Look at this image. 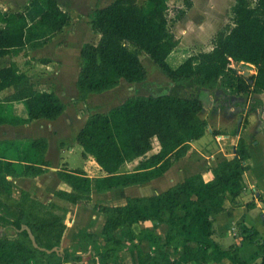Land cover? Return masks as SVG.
Segmentation results:
<instances>
[{
  "label": "trees",
  "instance_id": "obj_1",
  "mask_svg": "<svg viewBox=\"0 0 264 264\" xmlns=\"http://www.w3.org/2000/svg\"><path fill=\"white\" fill-rule=\"evenodd\" d=\"M43 10L32 22L25 10H0V58L15 57L22 51L44 47L69 23L70 15L56 0H37ZM114 0L94 11L91 30L99 35L95 44L82 45L79 72L75 82L76 101L114 89L121 81L142 83L147 72L140 54L147 55L173 87L158 96H132L104 113L90 114L76 134L82 155H90L104 176L90 179L82 170L56 171L58 180L70 191H58L56 197L71 204H88L92 190L105 193L116 188L144 186L162 177L174 163L185 157L190 143L205 135L207 123L202 92L222 93L227 99L250 98L264 92V0H233L232 26L218 30L212 38V50L187 57L172 67L168 58L179 41L169 30L167 0ZM254 2V5H252ZM185 9L176 8L181 21ZM231 61L252 65L256 74L245 78L230 67ZM12 93L0 100V126H20L34 120L54 121L66 104L52 91L37 90L31 78L15 62L0 68V92ZM23 103L26 119L10 114L4 106ZM153 139L159 150L151 155ZM48 141L44 137L26 142L0 140V228L13 235L0 236V264H66L81 262V256L63 249L64 216L48 212L49 205L22 192L12 198L10 179L35 178L49 167L45 159ZM235 156L201 174L185 178L165 191L148 197H127L119 206L97 205L105 215L103 242L87 264H118L124 250L135 251L137 264H209L228 260L247 264L240 257L244 242L257 246L264 264V237L254 228L236 225L237 241L227 248L215 238L212 214L224 210L227 197L234 199L243 188L245 161L249 158L246 142L239 138ZM139 160L133 171L120 172L124 164ZM11 207L14 212H8ZM47 211V212H44ZM167 214L166 233L143 229L134 233L133 224L162 222ZM10 216V217H8ZM30 228L37 245L59 252L46 253L34 248L21 226ZM123 233L122 238L115 234ZM148 241L152 253H144L142 241Z\"/></svg>",
  "mask_w": 264,
  "mask_h": 264
},
{
  "label": "rangeland",
  "instance_id": "obj_2",
  "mask_svg": "<svg viewBox=\"0 0 264 264\" xmlns=\"http://www.w3.org/2000/svg\"><path fill=\"white\" fill-rule=\"evenodd\" d=\"M30 0H0V9L2 11L14 12L28 9L27 4ZM59 7L70 15L69 23L58 33L55 38L50 40V43L40 50L22 51L15 58L16 64L30 76L35 89L54 92L67 106L65 119L58 122L54 127L56 131H62L64 135L63 141L72 140V150H68L67 144H64V150H60L52 142L49 147L46 157L50 161V168L58 166L62 161L69 162L71 166L77 168L81 165V148L76 144L75 136L71 138L74 131L76 134L79 128L85 123L87 117L94 113H104L111 108L121 104L123 101L132 96H158L169 93L173 84L163 76L157 67L152 63L151 59L141 53L140 61L147 72L146 80L137 85H129L122 82L114 89L104 92L99 95H91L85 102H76L75 82L79 72V53L82 45L86 43L95 44L99 36L95 34L90 27V21L95 10L109 5L114 0H56ZM191 7L186 10V15L181 21H177L175 17V9H185V0H167L169 8V30L178 39L179 44L173 50L168 58V62L172 67L178 66L187 57L201 52H209L212 50V38L215 33L226 27L232 26L233 0H190ZM142 3V0L139 1ZM254 5V2L253 4ZM31 14V13H30ZM28 14V19L33 17ZM12 58H7L11 61ZM14 60V59H13ZM230 67L239 75L249 78L254 71V68L248 67L238 62L231 61ZM200 97L203 102V111L200 115L207 123L206 134H232L240 129L241 122L243 123L244 114H248L247 101L252 105L254 98L234 97L226 99V97L217 92L215 95H210L202 92ZM240 119V121H239ZM48 122V121H47ZM50 122V121H49ZM48 123H34L28 128H20L3 132L7 137L20 136H35V135H55ZM2 137V136H0ZM65 139V140H64ZM153 150L149 154H153L157 147V142L153 139ZM62 144V143H61ZM63 158V159H62ZM199 156L197 160L199 161ZM139 160L132 164H127L120 172L133 171ZM196 158L189 159L185 163V167L194 164ZM91 162V163H90ZM88 162V173L86 175L92 178L98 176L97 167L91 160ZM94 169V170H93ZM194 170V169H193ZM96 171V172H94ZM181 171V169H179ZM190 172H193L190 170ZM173 173H166L161 178L150 182L147 185L139 187H130L127 189H115L104 194L92 193L90 203L88 204H71L58 197L56 193L60 191L54 186V190L38 188L45 191L43 204L49 205L48 212H54L64 216L66 224L69 218V212H77L79 218H75V223L83 224L85 215L81 212H97V205H120L123 204L127 197H146L157 194L166 190L170 186L179 182L182 177H175ZM45 181V180H44ZM35 183L30 180L14 183L12 188V198L19 200L22 192H27L32 199L37 200L33 193L29 190ZM39 185L36 183L35 186ZM41 184V183H40ZM51 190V191H50ZM56 190V191H55ZM69 190V189H68ZM70 191V190H69ZM68 191V192H69ZM46 194V195H45ZM78 205V206H77ZM8 212H14L11 207H8ZM47 212V211H44ZM10 217V216H8ZM89 223V220L87 224ZM11 229L0 228V236L13 235ZM84 234V233H83ZM68 239H63L61 247L68 249ZM125 260L129 262V255L125 253Z\"/></svg>",
  "mask_w": 264,
  "mask_h": 264
},
{
  "label": "crops",
  "instance_id": "obj_3",
  "mask_svg": "<svg viewBox=\"0 0 264 264\" xmlns=\"http://www.w3.org/2000/svg\"><path fill=\"white\" fill-rule=\"evenodd\" d=\"M27 7L28 9L27 8L24 9L25 15H26L27 21L29 23H32L38 17V15L42 12L43 8L37 0H30L27 4ZM28 14H30L31 17H33V19L29 20ZM48 43H50V41ZM48 43L44 47H46ZM40 49H37V51ZM17 56L15 57L5 56L3 58H0V68L8 66L11 62H15V58ZM7 58H12V59L11 61H7L6 60ZM16 65L18 66L21 72H24L28 75L25 69L21 68V66L18 64ZM243 65H248V64H243ZM248 67L254 68V71H252L253 74L251 76L255 75L256 74L255 67L252 65H248ZM122 82H125V81H121L119 84H121ZM137 84H140V83H137ZM137 84H129V85H137ZM43 91H46V90H43ZM11 93H12L11 89L0 92V100L4 99ZM257 97L258 98H254V101H252L253 103L252 105L250 104V102L247 101L246 108H247L248 114L243 115L244 116L243 123L239 119V121L241 122L239 130H237L236 132L232 134H217V135H208V136L205 131V135L201 139L192 141L190 143V148L188 152L186 153L185 157L181 158L179 161L174 163L173 166L166 172V173H173V175H175V172H176L175 177H178V176H180V178L182 177V179L177 183L182 182L185 178L191 175H194V174H201L205 180H208L209 178L208 170L211 167H213L220 161L230 160L234 158L235 146L237 144L238 139L242 138L246 142L250 156L244 163L245 171L243 174V188L241 192L239 193V195L235 197L234 199H231L229 197L225 199L224 210L221 213H216V214L211 215V219L213 220V229L215 232V238L217 242L224 248L229 247L230 245H232L233 243L237 241V233L235 231L237 224H244L247 227L254 228L258 231V233L262 237H264V92L257 95ZM76 102L83 103L79 101H76ZM5 107H7V109H5ZM4 109L6 111L9 109L11 115L18 117L20 119L27 118V112L25 110L23 103L21 102L10 103L7 106L5 105ZM66 113H67V106L63 114L54 121L47 122V120H34L32 122H28L20 126L2 125L0 126V136H2L0 137V140L11 139L17 142L24 143L29 139L44 137L48 141L47 152H48L49 147H51L53 141L55 142V146H57V148L62 151L64 150V146H65L64 144H67L66 147L70 151L72 150L71 149L72 140H70L69 142L68 141L64 142L63 141L64 135L62 134V131L59 130L57 132L55 129L56 128L55 126L57 125V123L65 119ZM34 123L36 124L37 123H48V126L51 127L53 131H56L55 132L56 134L52 136L35 135L32 137H29V136H26V137L25 136H20V137H9L8 136L7 137V135H3V132L6 133L7 131L11 130V128H14V129L28 128L29 126L34 125ZM76 131L72 133L70 139H72L73 136L76 137ZM155 148L156 150L154 153H156L159 150L158 143H157V147ZM80 150H81V156H82L81 161L82 162H81V165L77 168H74L73 166H71L69 162L67 161L66 162L62 161L61 164L58 163V166L50 168V161L46 157L47 155V152H46L45 159L49 163V167L46 169V171L41 176H38L35 178L10 179L12 183V188H13L14 183L26 181V180L33 181V183L35 184L34 186L30 188L29 192L33 193V196L35 195V197L37 198V201L44 203L45 200L43 199L42 196L45 191L40 190L38 188H43V189L48 188V190L46 191H49V189L54 190V186L58 185L59 187L57 188L60 189V191L68 192L70 190V188L66 184L58 180V178L56 177V171L61 168H65L69 171L82 170L85 173H88L87 164L91 160L93 163H95L98 169L97 170L98 176L94 178H92L90 174L87 176L90 179H95L97 177L104 176L105 173H103V171L96 164L94 159L90 155H87L86 157H84L82 155L83 153L82 148ZM148 155H151V154L148 153ZM198 156L200 158L199 161L197 160ZM192 158H196V161L194 162V164H191L185 167V163H187L189 159H192ZM134 162H136V160L128 164H132ZM125 165L127 164H124L122 167H124ZM122 167L120 168V170L122 169ZM179 169H181V171H179ZM190 170H192L193 172H190ZM36 183H39V185L37 184V186H35ZM136 187H139V186H136ZM116 189H127V188H116ZM112 190H115V189H112ZM112 190H109V191H112ZM93 192L96 194H104V193H97L93 189L91 192L92 197H93V194H92ZM133 197H138V196H133ZM123 204H120V205H123ZM106 206H119V205H106ZM81 213L85 215L84 216L85 222L81 224V226H79V224L75 223V218H79L77 212H69V215H68L69 218L67 219L66 224H65L66 228L63 234V239H68L69 241V244L67 246L68 250L75 252L77 255L81 256L82 261L75 262V261L70 260L66 264H87L86 261L95 255L98 246H100V244L103 242L102 230H103V226L105 223V215L98 211L97 212H81ZM88 220H89V223L87 224ZM166 220H167V214L164 213L162 216V222H156V221L140 222L137 224H133L131 226V229L134 233H139L143 229H148V230H152L156 232L158 235L163 237L166 233V224H165ZM115 235L118 238H122L123 233L120 231H117ZM140 248L144 253L153 252L152 245L146 240L140 243ZM125 253H128L129 255V258H130L129 262L124 259ZM240 257L247 264H259L262 258V254L259 252L255 244L250 243V242H244L240 249ZM118 264H137L135 251L124 250L120 252L118 255ZM209 264H232V263L224 259L218 263H209Z\"/></svg>",
  "mask_w": 264,
  "mask_h": 264
},
{
  "label": "water",
  "instance_id": "obj_4",
  "mask_svg": "<svg viewBox=\"0 0 264 264\" xmlns=\"http://www.w3.org/2000/svg\"><path fill=\"white\" fill-rule=\"evenodd\" d=\"M19 231H20V232L25 231V232L27 233V236H28V238L30 239L31 244H32V246H33L34 248H36V249H38V250H40V251H44V252H46V253L59 252V250H58L57 248H53V249H51V250H47V249H45V248H40V247L37 245V243H36V241H35V238H34V236H33V234H32V232H31V230H30L29 227L23 225V226H21V228H20Z\"/></svg>",
  "mask_w": 264,
  "mask_h": 264
},
{
  "label": "built area",
  "instance_id": "obj_5",
  "mask_svg": "<svg viewBox=\"0 0 264 264\" xmlns=\"http://www.w3.org/2000/svg\"><path fill=\"white\" fill-rule=\"evenodd\" d=\"M236 231V230H235Z\"/></svg>",
  "mask_w": 264,
  "mask_h": 264
}]
</instances>
